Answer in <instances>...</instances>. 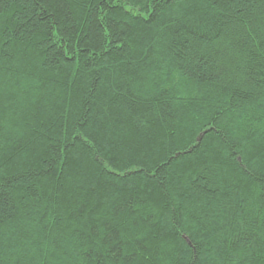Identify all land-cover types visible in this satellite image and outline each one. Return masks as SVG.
I'll list each match as a JSON object with an SVG mask.
<instances>
[{
  "label": "trees",
  "instance_id": "16d2710c",
  "mask_svg": "<svg viewBox=\"0 0 264 264\" xmlns=\"http://www.w3.org/2000/svg\"><path fill=\"white\" fill-rule=\"evenodd\" d=\"M0 264H264V0H0Z\"/></svg>",
  "mask_w": 264,
  "mask_h": 264
}]
</instances>
